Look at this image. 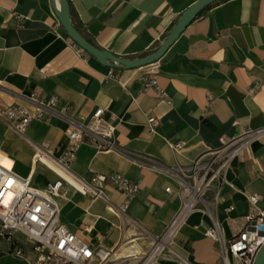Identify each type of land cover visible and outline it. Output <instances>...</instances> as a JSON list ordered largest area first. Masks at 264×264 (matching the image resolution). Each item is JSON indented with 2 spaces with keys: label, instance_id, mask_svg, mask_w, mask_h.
I'll list each match as a JSON object with an SVG mask.
<instances>
[{
  "label": "crops",
  "instance_id": "0c3cea01",
  "mask_svg": "<svg viewBox=\"0 0 264 264\" xmlns=\"http://www.w3.org/2000/svg\"><path fill=\"white\" fill-rule=\"evenodd\" d=\"M196 1L67 0L74 28L123 58L156 49ZM60 9L59 0H0V111L11 104L31 111L33 99L52 96L56 110L68 106V116L82 122L103 109L120 150L98 151L84 139L68 171L84 180L117 173L137 182L139 191L120 211L123 195L112 182L104 185L106 199L64 182L56 198L58 219L91 246L116 248L128 264H137L181 207L175 178L149 164L186 166L199 155L209 157L220 136L264 127V0H216L158 61L134 69L112 68L79 53L56 16ZM149 74L156 75L163 95L142 88ZM256 82L259 87L248 94ZM149 117L156 118L151 132ZM66 130L55 114L33 119L22 132L0 117V162L33 185L54 181L56 172L31 161L43 143L56 155L66 144ZM223 175L218 199L207 193L206 207L188 212L171 236L170 246L192 264L220 263L217 243L204 234L211 216L228 239L251 214L250 194L264 208V138L233 158ZM153 262L178 264L168 254ZM0 264L24 261L4 252Z\"/></svg>",
  "mask_w": 264,
  "mask_h": 264
},
{
  "label": "built area",
  "instance_id": "2783aa9c",
  "mask_svg": "<svg viewBox=\"0 0 264 264\" xmlns=\"http://www.w3.org/2000/svg\"><path fill=\"white\" fill-rule=\"evenodd\" d=\"M74 45L79 53L83 52ZM259 85L256 82L250 86L248 94H253ZM142 88H153L163 95L155 74L142 77ZM56 101L55 96L46 101L33 99L31 111L19 104L7 105L0 111V117L17 132L24 131L33 119H45L51 114L67 123L65 146L55 155L49 145L43 143L36 147L31 161V164L40 163L56 172L59 176L56 180L36 186L29 177H19L11 170V166L0 162V254L8 252L22 259L24 264H128L125 258L116 254V248L101 245L93 247L58 219L56 198L63 193L64 182L83 194L104 199V185L112 182L114 188L123 195V202L118 207L120 211H124L128 202L138 193L139 184L117 173L110 176L93 173L88 180L71 175L68 166L84 139L98 151H119L120 148L114 142V126L104 123L102 108H96L90 119L82 122L68 116V106L56 110ZM147 123L151 132L156 118L149 117ZM260 138H264V127L246 129L237 136H220V145L210 152L209 157L199 155L189 165L169 168L161 164H149V167L175 178L181 207L163 233L155 239L150 250L140 256L141 260L137 264H151L163 254H168L178 264H192L170 246L171 236L188 212L206 207L207 193H211L214 200L218 199L224 170L229 162L241 156L253 140ZM173 146L178 148L180 144ZM166 190L169 191V188ZM248 202L251 214L231 238L222 236L218 222L211 216V225L204 234L217 243L218 264H231L230 257L236 264H254L259 250L264 246V208L257 207V194H250Z\"/></svg>",
  "mask_w": 264,
  "mask_h": 264
},
{
  "label": "water",
  "instance_id": "95a60500",
  "mask_svg": "<svg viewBox=\"0 0 264 264\" xmlns=\"http://www.w3.org/2000/svg\"><path fill=\"white\" fill-rule=\"evenodd\" d=\"M61 9L56 12V16L66 32L67 36L88 55L95 58L102 65H106L116 69H134L147 66L158 61L168 47L177 39L191 21L195 19L197 14L207 5L216 0H197L187 7L178 17L171 29L164 37L161 44L149 53L136 58H123L116 56L111 52L101 49L92 44L74 28L70 21V12L67 0H59ZM254 264H264V246L259 250Z\"/></svg>",
  "mask_w": 264,
  "mask_h": 264
},
{
  "label": "trees",
  "instance_id": "16d2710c",
  "mask_svg": "<svg viewBox=\"0 0 264 264\" xmlns=\"http://www.w3.org/2000/svg\"><path fill=\"white\" fill-rule=\"evenodd\" d=\"M213 4H214V2L213 3H211V4H209V5H207L204 9H202L198 14H197V16H199V15H201L205 10H207V9H209L211 6H213ZM76 29V28H75ZM78 32H79V34L82 36V37H84L86 40H88L89 42H91L92 44H94L93 43V41L88 37V35L83 31V30H81V29H76ZM95 45V44H94ZM84 52V51H83Z\"/></svg>",
  "mask_w": 264,
  "mask_h": 264
},
{
  "label": "rangeland",
  "instance_id": "374dc122",
  "mask_svg": "<svg viewBox=\"0 0 264 264\" xmlns=\"http://www.w3.org/2000/svg\"><path fill=\"white\" fill-rule=\"evenodd\" d=\"M156 262V261H155ZM155 262L151 263V264H154Z\"/></svg>",
  "mask_w": 264,
  "mask_h": 264
}]
</instances>
